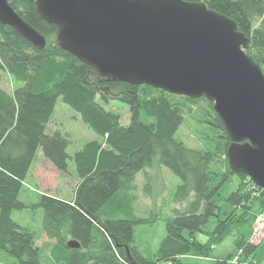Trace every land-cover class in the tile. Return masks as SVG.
<instances>
[{"label":"trees","instance_id":"1","mask_svg":"<svg viewBox=\"0 0 264 264\" xmlns=\"http://www.w3.org/2000/svg\"><path fill=\"white\" fill-rule=\"evenodd\" d=\"M185 1H203L236 21L252 41L248 55L264 72V0ZM9 3L46 38L47 46L39 50L0 24V83L7 73L17 85L13 94L0 87V253L20 264H42L36 233L12 217L14 211L42 209V230L54 242L48 247L57 264H201L214 259L230 239L231 251L216 264H255L264 242L261 227L260 240L252 239L256 218L264 213V190L231 170V140L213 104L205 97L192 99L104 79L59 46L56 26L40 17L35 3ZM59 100L98 137L74 155L68 151L67 135L49 132ZM112 101L130 108L129 125L108 108ZM187 117L209 126L217 139L209 150L191 149L176 139ZM39 151L63 174L70 162L75 165L79 185L74 202L48 193L36 204L20 201ZM155 161L181 183L173 196L178 206L164 219L166 237L156 254L145 256L137 244L136 227L156 219L136 216L135 192L138 175L146 174ZM232 176H238L239 184L223 201L220 190ZM198 235L206 236L207 242L201 243Z\"/></svg>","mask_w":264,"mask_h":264},{"label":"water","instance_id":"2","mask_svg":"<svg viewBox=\"0 0 264 264\" xmlns=\"http://www.w3.org/2000/svg\"><path fill=\"white\" fill-rule=\"evenodd\" d=\"M28 1L56 26L59 46L102 78L205 97L230 137L231 170L264 190V72L236 21L203 1ZM0 24L39 50L47 46L9 0H0Z\"/></svg>","mask_w":264,"mask_h":264},{"label":"rangeland","instance_id":"3","mask_svg":"<svg viewBox=\"0 0 264 264\" xmlns=\"http://www.w3.org/2000/svg\"><path fill=\"white\" fill-rule=\"evenodd\" d=\"M0 87L8 91L10 94H13V90L17 85L9 74L3 73ZM108 108L113 110L116 114L121 115V122L124 126L129 125L131 120V110L127 105L119 101H112ZM49 132L50 134L61 132L69 137L70 145L68 151L70 155H74L76 152L83 149L88 142L98 138L93 130L82 122L76 111L66 105L62 100H59L57 103L55 113L49 125ZM207 135L211 138H208ZM214 138L215 136L209 129L208 125L199 124L190 117L186 118L185 123L180 127L176 134V139L184 142L185 145L191 149L209 150L211 147L210 145H214V140H217ZM45 159L46 158L43 156L42 152L39 151L30 168L28 178L24 182L20 192L19 199L21 202L26 204H36L39 202V198L43 193H50L55 196H62V194H65L64 196H68L66 198H70L69 196L73 194L72 190H75V183L79 181L75 165L70 162L68 173L63 174L62 176L57 173V177H53V173L56 171L53 170V168L51 169V166L46 167L44 170L45 174L43 173L41 175L42 178H40L38 176V170ZM52 179H56V182H50ZM41 183H43V187L41 186ZM180 183V179L176 175L166 167H159L156 161L153 168L147 170L146 174H140L138 176V189L135 192L138 202L134 205L137 213L136 216L147 219L154 216L156 219L151 225L140 224L136 227L137 244L145 256H152L153 253L156 254L161 242L166 237L164 219L171 213V210L174 207L178 206L173 203V196ZM238 184V176H232L229 179L220 190V195L223 201L237 188ZM61 187H65L67 190H63V193H61ZM43 216L44 212L42 209L35 212L26 209L24 211H14L12 214L14 221L21 226L29 228L38 235L43 231ZM252 239L253 241L258 242L260 237L255 239L253 236ZM198 240L201 243H206L207 237L204 235H198ZM231 249L232 240L230 239L216 251L214 259L202 261L201 264H216V260L222 259L226 253L231 251ZM255 260V264H264V242L259 246ZM51 263V259H48L45 253H42V264ZM0 264L20 263L17 259L9 256L7 253L1 252Z\"/></svg>","mask_w":264,"mask_h":264},{"label":"crops","instance_id":"4","mask_svg":"<svg viewBox=\"0 0 264 264\" xmlns=\"http://www.w3.org/2000/svg\"><path fill=\"white\" fill-rule=\"evenodd\" d=\"M49 166H51V169L53 168V170L56 171V172L53 173V175H54L53 177H55V176L57 177V173L60 174V176L63 175V173L62 172H59L53 166L52 163H50L47 159H45V161H43V163L41 164V166L39 167V170H38V172H39L38 176L40 178H42L41 175L43 173L45 174V171H44L45 168L46 167H49ZM49 170H50V168H49ZM40 171H42V172H40ZM53 181L56 182V179L50 180V182H53ZM54 184H56V183H54ZM78 185H79V181L77 183H75V190L74 189L72 190L73 194L71 196H69L70 198H66L68 196H64L65 194H62V196H55V195H52L50 193L49 194L52 195V196H54V197H56V198H58V199L65 200L67 202H74L75 201V198H76V191H77ZM41 186L43 187V183H41ZM63 190H67V189H65V187H61V189H60L61 193H63ZM137 202H138V198H137ZM261 233H262V239H263L264 238V226L261 227ZM36 236H37V247L39 249H41L42 253H45L47 255V258L48 259H51V261H52L51 264H57V262L54 260V258L50 255V246L48 247L49 243H52L53 244L54 242H50V240L48 239V237L46 236V234L43 231H42V233L40 235H38L36 233Z\"/></svg>","mask_w":264,"mask_h":264},{"label":"built area","instance_id":"5","mask_svg":"<svg viewBox=\"0 0 264 264\" xmlns=\"http://www.w3.org/2000/svg\"><path fill=\"white\" fill-rule=\"evenodd\" d=\"M255 224L257 226L256 233H258L260 227L264 226V213L258 215V217L256 218V221H255Z\"/></svg>","mask_w":264,"mask_h":264},{"label":"bare ground","instance_id":"6","mask_svg":"<svg viewBox=\"0 0 264 264\" xmlns=\"http://www.w3.org/2000/svg\"><path fill=\"white\" fill-rule=\"evenodd\" d=\"M47 41V40H46ZM228 153V152H227ZM139 176V175H138ZM137 180H138V178H137Z\"/></svg>","mask_w":264,"mask_h":264}]
</instances>
